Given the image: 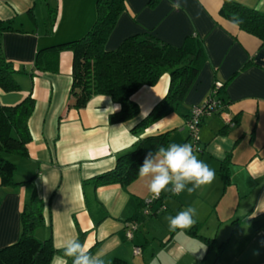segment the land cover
Wrapping results in <instances>:
<instances>
[{"label": "crops", "instance_id": "1", "mask_svg": "<svg viewBox=\"0 0 264 264\" xmlns=\"http://www.w3.org/2000/svg\"><path fill=\"white\" fill-rule=\"evenodd\" d=\"M236 1L264 11V0ZM175 2L125 0V10L105 44L114 49L141 31L175 46L190 34L200 39L205 58L183 105L137 136L131 126L165 96L168 73L133 95L140 110L135 119L111 123L110 115L120 106L103 94H93L82 108L65 109L72 97L73 52L49 47L76 39L91 26L95 0H56L55 6L52 0H0V19L15 28L0 33V54L13 64L19 85L12 91L0 87V105H16L29 94L34 99L27 121V156L5 155L15 163L14 179L19 184H0V248L18 240L21 211L35 192L43 201L45 223L34 235L50 236L55 249L61 237H77L82 231V243L92 253H106L105 264L115 259L125 264H264V45L220 16L223 0H179L181 7L173 9ZM50 8L56 15L47 31ZM40 49L41 67H37ZM215 81L226 84L227 104L221 114L207 115L200 125L202 151L195 154L215 170V179L204 186L207 195L199 198L195 224L171 231L165 212L151 205L150 215L142 219L146 221L137 224L150 194L148 180L138 175L126 185H97L93 178L112 170L118 155L139 137L169 131L164 146L183 144L188 134L183 114L205 101ZM235 116L238 123L225 126V118ZM189 194L180 193L181 201L166 205L167 210L187 208L189 202L183 199ZM203 214L214 232L199 230ZM132 222L137 227L128 238Z\"/></svg>", "mask_w": 264, "mask_h": 264}, {"label": "trees", "instance_id": "2", "mask_svg": "<svg viewBox=\"0 0 264 264\" xmlns=\"http://www.w3.org/2000/svg\"><path fill=\"white\" fill-rule=\"evenodd\" d=\"M124 10L125 0H95V18L91 26L80 37L49 48L70 49L73 52L70 90L72 97L65 109L84 107L93 94L107 95L120 106L118 112L110 115L111 123L135 119L140 110L132 99L133 95L142 85L152 86L162 74L168 73L170 84L165 96L146 116L131 126L130 131L140 136L148 127L183 105L186 94L198 77L205 55L200 39L196 35L185 36L183 42L175 46L164 42L150 31L131 34L116 48L106 49V41ZM219 14L241 30L257 37L261 45H264V11L236 0H223ZM55 15V8H50L45 18L47 31L53 28ZM9 30H15L10 21L0 19V33ZM42 51L43 49H40L36 56L37 67H41L39 58ZM15 73L13 64L0 54V87L3 90L18 89ZM215 82L201 105L207 107L212 99L218 103L214 109L199 118L196 124L198 128L196 143L193 142L190 129L186 125L188 134L184 143L195 144V152L198 149L202 151L199 130L204 117L221 114L227 104L223 97L226 84L221 83L216 88ZM193 107L187 108L183 114L185 123L190 119ZM33 108L34 99L30 94L16 105H0V184L3 186L19 184L14 179L15 163L5 155L27 156L26 144L30 140L27 121ZM235 123H238L237 116L229 122L226 121L225 126ZM169 136L170 132L166 131L139 137L129 150L118 155L112 170L97 175L93 182L97 185L111 183L126 185L138 177L139 167L146 155L164 146ZM221 176L225 182L228 181L226 171H223ZM20 219L21 234L17 241L0 248V264H48L52 256L58 254V250L54 248L50 236L38 239L34 235V230L45 223L43 201L35 192L24 204ZM77 238L83 242L84 233L79 231ZM206 242L211 246L210 239H206ZM113 264L125 263L115 259Z\"/></svg>", "mask_w": 264, "mask_h": 264}, {"label": "clouds", "instance_id": "3", "mask_svg": "<svg viewBox=\"0 0 264 264\" xmlns=\"http://www.w3.org/2000/svg\"><path fill=\"white\" fill-rule=\"evenodd\" d=\"M173 9H179V0L172 3ZM138 175L148 180V190L153 199L159 198L163 192L179 195L185 190L192 193L215 179V170L195 154L190 143H170L149 152ZM197 210L187 207L174 216H166L169 230L188 229L195 224ZM58 254L51 259V264H105L106 253L103 250L92 253L90 248L77 237H61L55 244Z\"/></svg>", "mask_w": 264, "mask_h": 264}, {"label": "rangeland", "instance_id": "4", "mask_svg": "<svg viewBox=\"0 0 264 264\" xmlns=\"http://www.w3.org/2000/svg\"><path fill=\"white\" fill-rule=\"evenodd\" d=\"M52 1H54V6H55V2H56V0H52ZM197 152H199L200 153V150L198 149V151ZM10 155V154H9ZM8 159V158H7ZM198 192L199 193H193V196H192V194L190 193L189 195H186L185 196V198H187V200L185 199H183V201H185V202H189V205H187L188 207H194V208H197V207H199L200 206V201H199V198H200V196L201 197H203V194L206 196L207 195V193H206V190H205V187L203 186L202 188H200L199 190H198ZM200 194V195H199ZM161 200L160 199H153L152 198V195H151V193L147 196V198L145 199V200H150L151 201V203H150V205H151V207H152V209L153 210H155L156 208L158 209V211L157 212H160L161 211V213H163V212H165V217L166 216H169V215H175L176 213H177V211H176V209H177V207H176V209H173L172 211H170L169 209L167 210V207H166V205L167 206H173V203L174 202H180L181 200H180V194L179 195H173L172 193H170V192H163L162 194H161ZM183 198V197H182ZM161 202H163V204H162V206L160 205L161 204ZM161 206V207H160ZM186 208V206H182V208H181V210H184ZM180 210V211H181ZM156 211V210H155ZM174 212V213H173ZM138 214H139V212H138ZM144 215H150V214H148V213H145V209H144V207H143V209H142V212H140V221H137V224L140 222V223H142L143 221H146V220H142V219H147ZM203 219L201 220V227L199 228V230H201L202 232H206L207 230H212V232H214V228H212V227H214V225L212 224V222L210 221H206V218H205V214H203Z\"/></svg>", "mask_w": 264, "mask_h": 264}, {"label": "built area", "instance_id": "5", "mask_svg": "<svg viewBox=\"0 0 264 264\" xmlns=\"http://www.w3.org/2000/svg\"><path fill=\"white\" fill-rule=\"evenodd\" d=\"M221 85V82L219 81H216L215 82V86L216 88L219 87ZM215 89V88H214ZM213 92V91H212ZM218 102L215 100V99H212L209 103H208V106L205 107V105H200V106H194L192 108V112H191V117L190 119L187 121L186 125L188 126V128L190 129V135H191V138L193 139V142L196 143V141H198V128L196 126L199 118L204 115L206 112H209L211 111L212 109H214V107L216 106ZM226 121H230L229 118H225ZM193 145V148L195 149V144H192ZM144 209H145V213H148L150 214L151 213V210H150V203L151 201L150 200H146L144 201ZM137 227L136 223L135 222H132L129 224V228H127L126 230V236L128 238H131L132 237V232L133 230H135ZM134 252H138V249H135Z\"/></svg>", "mask_w": 264, "mask_h": 264}]
</instances>
